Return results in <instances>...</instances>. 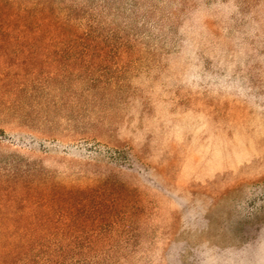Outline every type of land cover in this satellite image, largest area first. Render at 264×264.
Masks as SVG:
<instances>
[{
    "label": "rangeland",
    "instance_id": "374dc122",
    "mask_svg": "<svg viewBox=\"0 0 264 264\" xmlns=\"http://www.w3.org/2000/svg\"><path fill=\"white\" fill-rule=\"evenodd\" d=\"M16 1L63 26L0 42V195L117 197L86 264H264V0Z\"/></svg>",
    "mask_w": 264,
    "mask_h": 264
},
{
    "label": "trees",
    "instance_id": "16d2710c",
    "mask_svg": "<svg viewBox=\"0 0 264 264\" xmlns=\"http://www.w3.org/2000/svg\"><path fill=\"white\" fill-rule=\"evenodd\" d=\"M41 9L42 24L49 28L52 24L55 28L63 26L56 13L47 11L46 6ZM40 15L32 12V5L0 0V42L29 43L36 39L41 30ZM15 32H19L18 37L11 34ZM121 152L124 154L113 150L106 158L110 163L117 162ZM128 161L123 155L121 166ZM34 171L35 168L16 174L19 177L12 193L4 191L0 195V264H86L78 256L85 248L102 242L106 221H114L121 213L115 205L118 198L101 195L100 186L94 183H53L47 174L26 180ZM84 234H90L87 242Z\"/></svg>",
    "mask_w": 264,
    "mask_h": 264
}]
</instances>
